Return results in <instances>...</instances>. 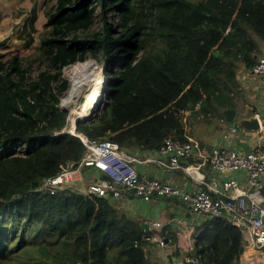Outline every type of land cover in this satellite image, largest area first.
<instances>
[{
    "label": "trees",
    "instance_id": "obj_1",
    "mask_svg": "<svg viewBox=\"0 0 264 264\" xmlns=\"http://www.w3.org/2000/svg\"><path fill=\"white\" fill-rule=\"evenodd\" d=\"M52 1L38 48L49 70L25 84L22 58L0 52V264H151L145 239L174 241L169 226L148 232L110 195L39 190L86 151L80 137L62 133L68 114L60 101L69 89L62 71L89 55L104 59L107 105L91 108L77 134L133 155L156 152L169 136L187 139L186 111L209 117L214 96L235 109L238 72L260 58L264 0ZM31 2L21 34L28 44L39 11ZM97 19L100 30L78 36ZM6 45L0 39V49ZM196 232L190 253L202 264H237L243 255L244 233L224 216L201 220Z\"/></svg>",
    "mask_w": 264,
    "mask_h": 264
},
{
    "label": "built area",
    "instance_id": "obj_2",
    "mask_svg": "<svg viewBox=\"0 0 264 264\" xmlns=\"http://www.w3.org/2000/svg\"><path fill=\"white\" fill-rule=\"evenodd\" d=\"M249 77L264 89V56L250 68L244 79ZM79 117L74 112L65 127L70 125V129H63L62 133L80 137L86 146L81 161L78 165L64 166L58 175L46 179L39 190L54 195L61 190L74 189L90 198L110 195L127 203L134 198L144 203H150L156 198L174 199L193 214L206 217L224 216L230 219L242 229L244 240L249 241L257 253L264 255V143L244 151L219 144L206 147L194 138L181 140L169 136L144 162L157 163L164 171L184 170L199 186L189 190L171 180L142 175L137 167L142 160L125 151L118 143L98 141L77 134L73 130ZM259 121V132L264 134V120L259 118ZM239 129L242 127L233 125L225 138L236 134ZM190 162L198 164H189ZM202 167H208L219 176L227 178L219 177L207 181L201 171ZM87 170L101 176L89 181L87 187L78 188L77 183L83 179ZM235 173L245 175L246 188L233 176ZM244 197L247 198L246 201L241 200ZM152 227L159 229L162 224L155 220ZM145 240L155 241L161 247L165 245L163 238L156 235ZM170 254L166 252L168 260ZM171 259L175 264H202L198 257L189 252L180 257L173 254ZM249 264H264V261L258 260Z\"/></svg>",
    "mask_w": 264,
    "mask_h": 264
},
{
    "label": "crops",
    "instance_id": "obj_3",
    "mask_svg": "<svg viewBox=\"0 0 264 264\" xmlns=\"http://www.w3.org/2000/svg\"><path fill=\"white\" fill-rule=\"evenodd\" d=\"M261 51L260 57H263L264 49ZM249 70L250 69L243 67L237 75L240 87L239 96L238 98H235L237 101V107H235L236 115L237 110L242 106L246 109V112L248 111V114H246L247 116H241L240 120L256 115L259 116L258 118H260V120H264V89L260 88L256 80L251 79L250 77L244 79L245 74L248 73ZM224 102V99L221 97H214L212 99V104L214 106L213 112L209 115V117L198 119L193 118L190 117L189 111H186L184 122L186 123L188 131L187 137L196 139L206 147L212 146L213 144H219L244 151L252 150L261 143H264L263 133L259 131H248L243 127L242 129H239L236 134L229 135L228 138H225L228 134V130L233 126V124L227 121L224 115V111L229 109L227 107L222 108V104H224ZM239 122H234V125H239ZM150 154L152 155L153 152H140L137 155L138 158L142 160L137 164V167L142 175L148 177H159L163 180H171L189 190L199 187L182 169L178 171H164L157 163L144 162L145 158ZM189 164L198 163L190 162ZM201 171L205 174L207 181H211L214 178L219 177H221V179L227 178L226 176H219L208 167H202ZM99 176H101V174L87 170L83 174V179L77 183V187L85 188L87 187L89 181L94 180ZM233 176L240 181L243 188H246L244 174L235 173ZM262 193L264 195V190ZM241 200L246 201L247 198L244 197L241 198ZM120 201H122V205L123 203L125 204L123 205L125 209L133 214L139 215L143 220V224H148L149 232H160L163 228L169 226L172 230L171 235H175L174 241H170L166 238L164 241L165 245L163 247L159 246L155 241L148 242L147 251L151 264H175L171 259L173 254L180 257L185 255L186 252L190 253V250H192V246L195 243L197 227L201 223V220L208 218L206 216L193 214L186 206L174 199L156 198L150 203H144L136 198L130 199V202L128 203L123 200ZM155 220L161 222V228L156 229L152 227V222ZM154 235L163 238V236L159 233ZM166 252L169 254L171 253L169 255V260L166 258ZM258 260L264 261V255L261 256L254 248H252V246H250L249 241L246 242L243 255L237 264H249L251 262H257Z\"/></svg>",
    "mask_w": 264,
    "mask_h": 264
},
{
    "label": "rangeland",
    "instance_id": "obj_4",
    "mask_svg": "<svg viewBox=\"0 0 264 264\" xmlns=\"http://www.w3.org/2000/svg\"><path fill=\"white\" fill-rule=\"evenodd\" d=\"M39 1V11H38V19L36 21V29L37 32L34 34V42L32 44H28L25 38L21 37L22 30L26 19L28 18L29 10L32 6L31 0H0V39H6L7 45L0 49L1 53L6 54V58L11 56H18L22 58V62L26 71L24 83L28 84L33 80H37L39 74L42 71L49 70V66L43 60L38 58L39 52L38 48L41 45V38L46 34L48 28L46 27V17L44 16V9L52 6L54 1L52 0H38ZM109 18L112 20L115 25L121 24V16L119 14L110 13ZM101 24L100 20L97 19L94 25L85 31L77 32L79 37L87 38L90 37L93 33L100 30ZM262 42V41H261ZM261 50L264 49V43H260ZM262 52V51H261ZM86 61H94L96 63L95 74L97 78L91 85H85L79 92L78 96L70 101L69 103H64V99L67 97L69 90L72 86V78H71V66H75L80 64L81 62H77L73 65L67 66L62 71V76L69 81V89L66 93L62 96L60 105L61 107L67 111L68 119L72 117L75 111H82L85 105V102L89 95L95 90V88L100 89L99 91L103 90V98L107 95V81L106 76L104 73V59L102 56L99 58H94L93 56L89 55ZM99 81V82H98ZM102 82V83H101ZM213 86H215L212 83ZM223 87V85L221 86ZM221 90H224L221 88ZM219 94V93H218ZM221 94V93H220ZM97 97V96H96ZM215 97V96H214ZM100 99L98 102H100ZM94 106H87L86 114L81 118H86L91 113V108H94L98 102ZM67 105V106H66ZM237 107V105H236ZM242 107V106H241ZM239 107L237 110V115L234 122L238 123L241 116L248 114L244 107ZM222 108H225L222 106ZM245 109V110H244ZM246 112V113H245ZM89 113V114H88ZM79 116V115H78ZM70 122V121H69ZM65 130L70 129V125L68 128H64ZM193 252V246L192 250Z\"/></svg>",
    "mask_w": 264,
    "mask_h": 264
},
{
    "label": "bare ground",
    "instance_id": "obj_5",
    "mask_svg": "<svg viewBox=\"0 0 264 264\" xmlns=\"http://www.w3.org/2000/svg\"><path fill=\"white\" fill-rule=\"evenodd\" d=\"M71 68L72 69L70 71H71V75H72L71 76L72 86H71V89L69 90L67 97L64 99V103H69L70 101L75 99L78 96L80 90L85 85H91L95 81V79L97 78V75L95 74L96 63L94 61L81 62L78 65L71 66ZM99 90L100 89L95 88V90L92 92V94L89 95V97L87 98V100L85 102V105H84L82 111H80V110L75 111L76 113H78V115L80 117H82L86 114L87 106H94V104L96 103L95 102L96 100L98 102L100 99H102V97H103L102 91L103 90H101V91H99Z\"/></svg>",
    "mask_w": 264,
    "mask_h": 264
},
{
    "label": "water",
    "instance_id": "obj_6",
    "mask_svg": "<svg viewBox=\"0 0 264 264\" xmlns=\"http://www.w3.org/2000/svg\"><path fill=\"white\" fill-rule=\"evenodd\" d=\"M107 97H108V94L106 95L105 98H103L100 102H98V104L94 107L93 112L103 111L105 109V107L107 105ZM224 115H225L227 121L231 122L234 125L236 110L232 109V108L226 109L224 111ZM95 116H96V113L93 116H91L90 118H92V117L94 118ZM81 120H84V119L83 118L80 119V117L77 119V121L75 123V127H74L75 132H76L78 123ZM239 125L245 129H247L248 131H259L261 129L258 116H251L249 118H244V119L240 120ZM143 227L149 232L148 224L144 223ZM243 250H244V248L242 247L240 249L241 253H243Z\"/></svg>",
    "mask_w": 264,
    "mask_h": 264
}]
</instances>
